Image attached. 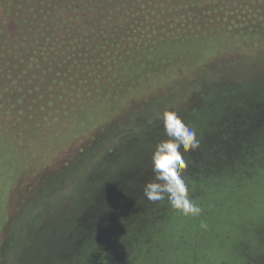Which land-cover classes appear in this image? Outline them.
<instances>
[{"label":"trees","instance_id":"obj_1","mask_svg":"<svg viewBox=\"0 0 264 264\" xmlns=\"http://www.w3.org/2000/svg\"><path fill=\"white\" fill-rule=\"evenodd\" d=\"M8 2L0 0V15L18 12L21 70L32 79L26 94L44 112L37 129L27 131L38 152L19 163L8 187L38 182L16 220L17 241L30 245L25 254L34 244L49 264H264V181L257 178L264 117L256 116L264 93L252 98L264 77L230 75L241 64L252 71L264 63V5ZM202 5L208 10L200 15ZM210 8L223 14L216 19ZM229 105H236L234 114L218 112ZM215 106L220 115L204 114ZM165 110L189 127L205 121L195 131L199 147L183 153L188 198L201 208L196 217L173 209L166 196L144 195L154 178L149 139L166 138L159 118ZM152 129L161 130L148 135ZM141 156L145 161L126 166ZM0 216L4 225V205Z\"/></svg>","mask_w":264,"mask_h":264},{"label":"rangeland","instance_id":"obj_2","mask_svg":"<svg viewBox=\"0 0 264 264\" xmlns=\"http://www.w3.org/2000/svg\"><path fill=\"white\" fill-rule=\"evenodd\" d=\"M233 1L236 0H209V6L213 8H223L227 5H231ZM258 2L264 5V0H258ZM8 4L14 5V0H12V2H8ZM205 7L207 6L202 5L201 9H198V12L204 10L200 13V15H203V13L208 10V8L204 9ZM209 10H212V8ZM213 10L210 12V15L215 16L216 19L218 16L223 14L221 11L216 12L215 15L211 14L213 13ZM7 16V18H4L0 15V180L8 176L5 183H3L4 186H2L3 184H0V205L6 206L5 222L3 223L4 225H0V264H49L47 258L43 256L44 252L42 250L39 251V249H42V246H40L39 249L38 247L35 249L33 244V248L31 247L30 253L25 254V250H27V247H30V245H28V242L23 238L17 241L19 226L16 220L20 213L19 210L20 208H23V203H25V201L31 199L30 197L32 195L30 192L32 191L29 189H32L38 183L37 180L35 181V179H32L27 183H22L21 185L19 184L16 188L14 186L8 188L10 184H13V182L10 183L11 179H17V171L15 170H18L16 167L19 163H22L23 165L29 164L38 152L37 146L33 145L35 142L33 137L29 138V133L27 131L37 129L38 122L44 112L40 110L37 102L33 103L35 100L34 95L26 94V90L31 88L28 82L32 79L30 76L27 78L24 75V70H21L22 62L20 54L24 49L21 47L22 41L18 33V12L16 13V11H13L12 15L9 14ZM248 67L249 65L246 63L241 64L240 67H237L234 71L230 69V71H232L230 73L231 79L240 81V79L243 80L250 76L255 78L264 77V63L260 65L261 68L259 70L255 68L252 71H248ZM244 70L245 72L243 73ZM260 87L261 89L259 94H254V97L252 98H256L264 93V84ZM226 108H228L227 111ZM226 108L224 109L219 107L218 112L220 114H224L225 112L227 114L231 113L232 115L234 114L232 112L235 111L236 105H229ZM215 109L216 106L214 110L206 108L204 114H208L210 116L214 115L213 117H217V115L220 114L214 113ZM256 116L263 119L264 108L260 110V113L257 111ZM204 123L205 121L202 122V120H200L192 125H189L190 127L192 126L191 128L194 131H196L197 127H201ZM263 126H260V128ZM161 129H152L148 135H153ZM165 139H168V137L164 138L163 136L162 140ZM149 140L150 143L153 142L150 146H154V148L158 142L162 141L159 138L152 141L151 139ZM40 144L41 143H38V145ZM131 148L132 144H128L126 150H130ZM117 150L118 149L114 148L112 153L114 154ZM136 158L137 159L133 160H130L131 158H129V160L125 162L129 163L126 166H130L134 163V160L143 159L145 156ZM145 159L143 160L145 161ZM132 166L133 165H131V167ZM258 174L259 176L257 178L260 181H264V167ZM81 180H83V178H81ZM211 187L212 185L206 186L205 191H210L212 189ZM99 190V186L94 188V192H98ZM73 207L75 210H81L82 208L79 203ZM67 216L68 213L65 218ZM262 225H264V223ZM33 232H35V230ZM29 234H31V232H29ZM46 236L47 238L52 236L51 231H48ZM45 241H47V239ZM12 243H14V245L11 247ZM45 244H48L49 248H52L54 245H52V242L49 241ZM58 246L59 243H55L53 252L56 255L58 254ZM64 256L66 255L63 254L62 257Z\"/></svg>","mask_w":264,"mask_h":264},{"label":"clouds","instance_id":"obj_3","mask_svg":"<svg viewBox=\"0 0 264 264\" xmlns=\"http://www.w3.org/2000/svg\"><path fill=\"white\" fill-rule=\"evenodd\" d=\"M159 118L168 139L155 145L151 156L154 178L146 183L144 195L151 201H160L166 196L171 207L184 216H199L201 208L188 198V187L182 176L187 167L183 153L199 147L197 134L174 111L165 110ZM200 226L206 227L203 223Z\"/></svg>","mask_w":264,"mask_h":264}]
</instances>
